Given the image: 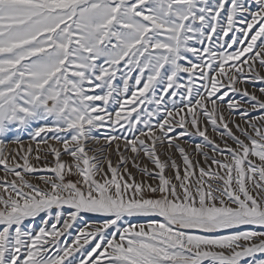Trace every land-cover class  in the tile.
I'll return each mask as SVG.
<instances>
[{"label":"snow or ice","instance_id":"snow-or-ice-1","mask_svg":"<svg viewBox=\"0 0 264 264\" xmlns=\"http://www.w3.org/2000/svg\"><path fill=\"white\" fill-rule=\"evenodd\" d=\"M0 172V264H264V0H0Z\"/></svg>","mask_w":264,"mask_h":264},{"label":"rangeland","instance_id":"rangeland-1","mask_svg":"<svg viewBox=\"0 0 264 264\" xmlns=\"http://www.w3.org/2000/svg\"><path fill=\"white\" fill-rule=\"evenodd\" d=\"M184 75H186V74H184ZM197 83H199V81H197ZM180 106L181 105H177V107H180ZM236 119L239 120V117H236ZM177 131H179V129ZM208 132H209V136L213 137L214 134L211 131V126H209ZM37 139H39V138H37ZM215 139L217 140V142H219V137H216ZM24 141H25V144H27L29 142L27 136L24 137ZM184 141H188V143L185 144ZM178 142L181 143V145L184 146L187 151L192 153V148L195 146L196 143H200L201 142V138H199V137H194V138L193 137H182L181 140L178 141ZM49 143H53V141L50 140ZM35 146L36 145L33 144L34 148H35ZM157 150H158V152H160L162 154L161 158L164 159L165 158V154H164L165 150L163 148H160L159 145L157 146ZM33 155H35V153ZM174 158L177 159L178 163L180 162L178 154H174ZM192 158L193 159L197 158L194 153H192ZM63 159L68 160V157H63ZM200 159L202 160L203 158L201 157ZM48 160L51 161L52 157L49 156ZM113 162L115 163V157L114 156H113ZM33 163L36 164L37 162L35 160H33ZM43 163H44V161L41 160L39 162V165H42ZM139 163L141 164V166H143V164L147 163V161L146 160H141V161H139ZM39 165H37V166H39ZM149 167L151 168L150 164H149ZM129 169H130V171H133L134 174L137 175V179L140 178L139 174L135 172V169H132L131 163H129ZM2 175H3V173L0 172V176H2ZM34 175L39 177L40 175H45V173H35ZM32 182L36 183L37 180H33ZM95 222H96V217L94 215H92V214H82L81 218H79L76 222H74V227L69 230L70 233H71V236H68L67 242L71 243V240L75 238V235L77 234V232L79 231L80 228L88 227L89 225L95 224ZM51 223H55V219L54 218L52 219ZM40 226H41V222H40L39 219H37L35 221L34 227H35L36 230H38ZM48 227H50V224L48 225ZM61 239L64 240L65 238L62 237ZM242 264H243V262H242Z\"/></svg>","mask_w":264,"mask_h":264}]
</instances>
